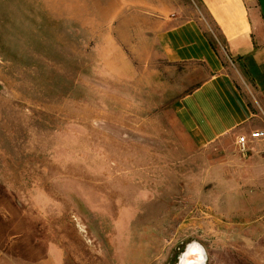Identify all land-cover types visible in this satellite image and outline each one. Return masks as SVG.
<instances>
[{
    "label": "rangeland",
    "instance_id": "obj_1",
    "mask_svg": "<svg viewBox=\"0 0 264 264\" xmlns=\"http://www.w3.org/2000/svg\"><path fill=\"white\" fill-rule=\"evenodd\" d=\"M155 2L0 0V264H177L194 241L264 264V201L223 172L243 155L192 145L195 73L148 56Z\"/></svg>",
    "mask_w": 264,
    "mask_h": 264
},
{
    "label": "crops",
    "instance_id": "obj_2",
    "mask_svg": "<svg viewBox=\"0 0 264 264\" xmlns=\"http://www.w3.org/2000/svg\"><path fill=\"white\" fill-rule=\"evenodd\" d=\"M148 5L149 58L191 68L173 113L195 147L249 135L264 124V18L258 0H155ZM221 45L225 48L223 50ZM224 169L264 201V139ZM224 174V175H225ZM231 181V180H230Z\"/></svg>",
    "mask_w": 264,
    "mask_h": 264
},
{
    "label": "built area",
    "instance_id": "obj_3",
    "mask_svg": "<svg viewBox=\"0 0 264 264\" xmlns=\"http://www.w3.org/2000/svg\"><path fill=\"white\" fill-rule=\"evenodd\" d=\"M221 48L225 50V48L221 45ZM255 139H264V124L263 127L257 128L249 133V135L240 134L236 138V145L238 151L243 155L247 151L248 143Z\"/></svg>",
    "mask_w": 264,
    "mask_h": 264
},
{
    "label": "bare ground",
    "instance_id": "obj_4",
    "mask_svg": "<svg viewBox=\"0 0 264 264\" xmlns=\"http://www.w3.org/2000/svg\"><path fill=\"white\" fill-rule=\"evenodd\" d=\"M202 250L196 244L188 246L186 254L181 258L180 264H200Z\"/></svg>",
    "mask_w": 264,
    "mask_h": 264
},
{
    "label": "water",
    "instance_id": "obj_5",
    "mask_svg": "<svg viewBox=\"0 0 264 264\" xmlns=\"http://www.w3.org/2000/svg\"><path fill=\"white\" fill-rule=\"evenodd\" d=\"M258 1H259L260 8H261V12H262V15H263V18H264V0H258ZM192 243L197 244V245L201 248V250H202V254H201V255H202V256H201V262H200V264H205V258H206V256H205L204 248H203V246H202L200 243H198V242H196V241L189 243V244L185 247V249H184V250L181 252V254L178 256L177 264H180L181 258L186 254V252H187V250H188V246H189L190 244H192Z\"/></svg>",
    "mask_w": 264,
    "mask_h": 264
}]
</instances>
